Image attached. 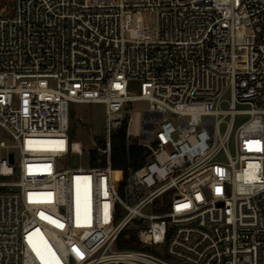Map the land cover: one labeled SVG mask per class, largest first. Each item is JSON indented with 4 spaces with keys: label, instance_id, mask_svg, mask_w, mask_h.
I'll use <instances>...</instances> for the list:
<instances>
[{
    "label": "built area",
    "instance_id": "built-area-1",
    "mask_svg": "<svg viewBox=\"0 0 264 264\" xmlns=\"http://www.w3.org/2000/svg\"><path fill=\"white\" fill-rule=\"evenodd\" d=\"M71 104L105 107L89 167ZM0 128V264H264V0H0Z\"/></svg>",
    "mask_w": 264,
    "mask_h": 264
},
{
    "label": "rangeland",
    "instance_id": "rangeland-1",
    "mask_svg": "<svg viewBox=\"0 0 264 264\" xmlns=\"http://www.w3.org/2000/svg\"><path fill=\"white\" fill-rule=\"evenodd\" d=\"M151 25H156V16L151 17ZM135 95L139 94L138 87L133 88ZM225 99H229V95H225ZM135 111L143 110L147 107V103L136 102L132 104ZM227 107V103L223 105V108ZM70 119H71V131H70V140L72 142H80L85 147V153L80 158V165L82 167H89V153L90 144L93 141H99L100 138L104 137L105 129V107L101 104H71L70 110ZM246 118L239 117L235 121V126L238 127ZM177 125V123H175ZM225 126V125H224ZM222 126V128H224ZM158 126L155 127L157 130ZM4 142L8 147H10V153H13L15 156L16 162L19 160V153L14 148L16 142L13 140L11 135L4 129L0 128V142ZM6 154V151H3V156ZM63 164L66 168L72 167L69 162V158L62 159ZM2 181V179H0ZM123 196V195H121ZM148 212V211H146ZM102 236L93 237L90 241L91 244L96 245L101 241Z\"/></svg>",
    "mask_w": 264,
    "mask_h": 264
},
{
    "label": "trees",
    "instance_id": "trees-1",
    "mask_svg": "<svg viewBox=\"0 0 264 264\" xmlns=\"http://www.w3.org/2000/svg\"><path fill=\"white\" fill-rule=\"evenodd\" d=\"M127 123L125 122L118 130H116L112 140V166L113 170L120 174V187H122L127 181L130 170H137L145 163L146 151L145 149L136 145L127 146L126 141ZM100 144V141H99ZM91 165H97V153L94 151L91 154ZM2 189L0 188V193ZM134 237L130 238V241H125L124 236L121 237L118 243L119 249H139L134 246Z\"/></svg>",
    "mask_w": 264,
    "mask_h": 264
},
{
    "label": "water",
    "instance_id": "water-1",
    "mask_svg": "<svg viewBox=\"0 0 264 264\" xmlns=\"http://www.w3.org/2000/svg\"><path fill=\"white\" fill-rule=\"evenodd\" d=\"M11 162H13V155H11ZM74 165H77V159L74 160Z\"/></svg>",
    "mask_w": 264,
    "mask_h": 264
}]
</instances>
